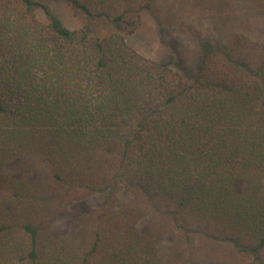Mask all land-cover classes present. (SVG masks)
I'll list each match as a JSON object with an SVG mask.
<instances>
[{"label":"trees","instance_id":"obj_1","mask_svg":"<svg viewBox=\"0 0 264 264\" xmlns=\"http://www.w3.org/2000/svg\"><path fill=\"white\" fill-rule=\"evenodd\" d=\"M55 1L0 0V264H264V38L193 73L129 43L150 0Z\"/></svg>","mask_w":264,"mask_h":264},{"label":"rangeland","instance_id":"obj_2","mask_svg":"<svg viewBox=\"0 0 264 264\" xmlns=\"http://www.w3.org/2000/svg\"><path fill=\"white\" fill-rule=\"evenodd\" d=\"M151 9L142 21L141 30L128 37L129 43L153 60L164 62L172 54L170 43L177 42L181 56L191 72L199 66V55L206 44L229 46L236 33L254 39L264 38V0H150ZM54 12L70 28L82 26L68 6L56 0ZM103 35L105 31L98 30ZM108 196L98 195L87 200L62 219L70 228L78 215L104 205ZM170 246L164 243L162 252L168 255Z\"/></svg>","mask_w":264,"mask_h":264}]
</instances>
